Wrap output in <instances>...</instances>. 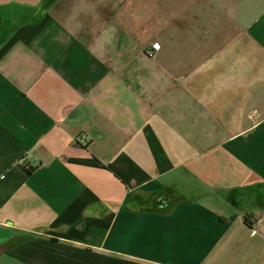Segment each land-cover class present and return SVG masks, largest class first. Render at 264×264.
<instances>
[{
	"label": "crops",
	"instance_id": "0c3cea01",
	"mask_svg": "<svg viewBox=\"0 0 264 264\" xmlns=\"http://www.w3.org/2000/svg\"><path fill=\"white\" fill-rule=\"evenodd\" d=\"M11 241L0 264H264V0H0Z\"/></svg>",
	"mask_w": 264,
	"mask_h": 264
},
{
	"label": "trees",
	"instance_id": "16d2710c",
	"mask_svg": "<svg viewBox=\"0 0 264 264\" xmlns=\"http://www.w3.org/2000/svg\"><path fill=\"white\" fill-rule=\"evenodd\" d=\"M252 229V228H251ZM15 245H16V243H14V242H9L8 244H6V245H4V246H1L0 247V255L4 252V251H6V250H8V249H12L13 247H15Z\"/></svg>",
	"mask_w": 264,
	"mask_h": 264
}]
</instances>
